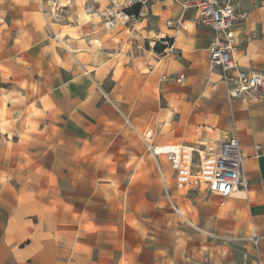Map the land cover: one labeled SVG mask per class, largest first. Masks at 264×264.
Returning a JSON list of instances; mask_svg holds the SVG:
<instances>
[{
	"label": "crops",
	"instance_id": "1",
	"mask_svg": "<svg viewBox=\"0 0 264 264\" xmlns=\"http://www.w3.org/2000/svg\"><path fill=\"white\" fill-rule=\"evenodd\" d=\"M61 1L0 0V264H264V101L227 99L211 31L168 0L112 30L120 0ZM234 5V60L263 72L264 3ZM146 133L203 155L235 135L243 195L178 192Z\"/></svg>",
	"mask_w": 264,
	"mask_h": 264
},
{
	"label": "built area",
	"instance_id": "2",
	"mask_svg": "<svg viewBox=\"0 0 264 264\" xmlns=\"http://www.w3.org/2000/svg\"><path fill=\"white\" fill-rule=\"evenodd\" d=\"M155 0H120L112 1L108 13H98L106 30L117 27L133 28L148 17L150 6ZM180 7L182 12L193 11L194 25L207 27L212 33L208 49L210 68L219 71L220 81L225 88L229 101L245 99L252 102L264 101V71H245L234 60L236 48L234 27L236 20H244L246 15L235 13L234 3L241 0H170ZM254 2V0H247ZM264 3V0H259ZM56 3L52 4L55 11ZM129 10H132L128 12ZM174 30L182 29L180 21L166 22ZM53 34V32L51 31ZM54 38L55 35L53 34ZM164 54L174 55L173 44L163 39L160 43ZM178 79H181L179 77ZM146 149L156 162L164 158L171 170L175 172L178 192L194 184L204 185L207 191L221 198H228L235 192L245 190L247 182L242 170V155L235 135L226 138L220 146L201 156L193 148L179 145H154L151 134L144 135ZM194 154L198 156V166L193 171ZM176 213L177 210H175ZM249 240L256 245L253 234Z\"/></svg>",
	"mask_w": 264,
	"mask_h": 264
},
{
	"label": "rangeland",
	"instance_id": "3",
	"mask_svg": "<svg viewBox=\"0 0 264 264\" xmlns=\"http://www.w3.org/2000/svg\"><path fill=\"white\" fill-rule=\"evenodd\" d=\"M54 1H55V0H54ZM168 1H170V0H168ZM56 2L59 3V4H60V3L64 4V1H61V0H56ZM205 29H206V28H205ZM174 59L177 60L178 57L175 55V56H174ZM151 66L154 67V66H155V63L152 62V63H151ZM211 69H212V68H211ZM212 70H214V69H212ZM180 80H182V79H180ZM179 84L184 85V84H185V81H182V82L179 83ZM149 130H152V129H149ZM210 147H213V145H210ZM196 148H197V147H196ZM198 149L203 150V148H201V147L198 148ZM202 155H203V154H202ZM202 155H201V156H202ZM161 159H162L163 164L166 166V160H165L164 158H161ZM193 162H194L195 165L198 164V156H197V154L194 156V161H193ZM194 171H195V170H194ZM226 241H227V242H233V241L236 242V240H230V239H227Z\"/></svg>",
	"mask_w": 264,
	"mask_h": 264
},
{
	"label": "bare ground",
	"instance_id": "4",
	"mask_svg": "<svg viewBox=\"0 0 264 264\" xmlns=\"http://www.w3.org/2000/svg\"><path fill=\"white\" fill-rule=\"evenodd\" d=\"M200 153V152H199ZM203 153H201L200 155H202ZM203 156V155H202ZM236 196H238V197H240V196H242L243 195V193H241L240 191H237V192H235L234 193ZM233 194V195H234Z\"/></svg>",
	"mask_w": 264,
	"mask_h": 264
},
{
	"label": "trees",
	"instance_id": "5",
	"mask_svg": "<svg viewBox=\"0 0 264 264\" xmlns=\"http://www.w3.org/2000/svg\"><path fill=\"white\" fill-rule=\"evenodd\" d=\"M130 11H132V10H129L128 12H130ZM156 49V46L154 47V50Z\"/></svg>",
	"mask_w": 264,
	"mask_h": 264
}]
</instances>
